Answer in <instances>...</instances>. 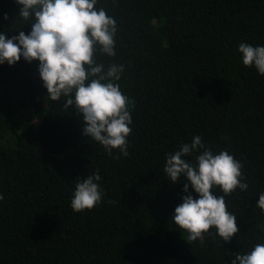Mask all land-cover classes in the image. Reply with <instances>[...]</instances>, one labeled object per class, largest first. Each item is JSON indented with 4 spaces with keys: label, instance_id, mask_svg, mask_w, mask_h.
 <instances>
[{
    "label": "trees",
    "instance_id": "16d2710c",
    "mask_svg": "<svg viewBox=\"0 0 264 264\" xmlns=\"http://www.w3.org/2000/svg\"><path fill=\"white\" fill-rule=\"evenodd\" d=\"M20 7L0 0L7 38L31 31ZM94 7L117 26L115 56L95 58L105 71L123 65L116 83L129 100V154L110 157L83 135L82 117L64 109L63 97H48L39 61L0 65V264H231L264 243L256 206L264 193V76L238 51L241 43L264 46V0H97ZM195 136L243 165L248 188L224 197L239 229L229 242L215 228L188 241L171 218L188 193L183 176L173 184L163 171L166 156ZM198 154L184 158L194 163ZM97 172L101 202L73 212L76 184Z\"/></svg>",
    "mask_w": 264,
    "mask_h": 264
},
{
    "label": "clouds",
    "instance_id": "9594fccd",
    "mask_svg": "<svg viewBox=\"0 0 264 264\" xmlns=\"http://www.w3.org/2000/svg\"><path fill=\"white\" fill-rule=\"evenodd\" d=\"M16 3L21 6L18 16L30 22L31 31L27 35L19 31L11 38L0 34V65L5 62L15 65L21 57L28 63L39 61V76L48 97L52 101L63 97L64 109L72 108L82 117L83 135L101 144L110 157L113 150L128 156L132 117L128 97L116 83L123 65L113 63L105 71L95 58L97 51L115 56V19L94 7L97 0H16ZM4 19H8L7 14ZM238 51L244 66H254L264 76V46L241 43ZM194 152L199 153L194 163L184 158ZM242 167L227 151L213 154L200 136L182 144L174 154H167L163 171L169 181L175 184L182 176L187 181L183 191L188 194L182 197L183 202L176 206L171 218L188 233V241H202L215 228V234L229 242L239 231L236 216L227 210L224 197L237 188L242 191L248 188L247 183L241 182ZM100 179L97 172L76 184L70 205L73 212L91 210L101 202L103 190L97 183ZM214 187H219L224 195H214ZM3 198L0 195V200ZM256 206L264 212V193L259 195ZM231 264H264V243H257L246 254L235 255Z\"/></svg>",
    "mask_w": 264,
    "mask_h": 264
}]
</instances>
